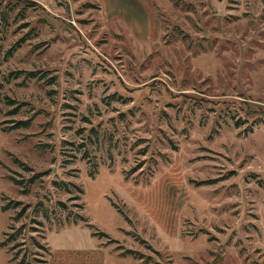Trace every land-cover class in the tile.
I'll use <instances>...</instances> for the list:
<instances>
[{
	"label": "rangeland",
	"instance_id": "obj_1",
	"mask_svg": "<svg viewBox=\"0 0 264 264\" xmlns=\"http://www.w3.org/2000/svg\"><path fill=\"white\" fill-rule=\"evenodd\" d=\"M11 235L1 264H264V0H0Z\"/></svg>",
	"mask_w": 264,
	"mask_h": 264
},
{
	"label": "trees",
	"instance_id": "obj_2",
	"mask_svg": "<svg viewBox=\"0 0 264 264\" xmlns=\"http://www.w3.org/2000/svg\"><path fill=\"white\" fill-rule=\"evenodd\" d=\"M15 104L16 103L14 101L7 99V105L8 106H14ZM19 109H20L19 105L15 106L13 109H11L8 112V115L15 116L18 113ZM13 122H14V125L9 126L8 128L18 129V128H28V126H29V121H27V120H19V121H13ZM1 125H3V122L1 123ZM236 125H238V124L236 123ZM10 180H13V179H10ZM14 182H17V181H14ZM16 184H18V183H16ZM78 190H80V189H78ZM79 192L81 193V190ZM18 206H19V203H14L13 205H11L10 203H7V204L2 206V210L7 211L9 209H15ZM79 220L82 221V219H79ZM73 223H77V221L75 220V221H73ZM4 236H5V234H4ZM13 239H14V237L11 235L10 239L0 241V249H2L6 245V242L12 241ZM44 264H46V261L44 262Z\"/></svg>",
	"mask_w": 264,
	"mask_h": 264
},
{
	"label": "crops",
	"instance_id": "obj_3",
	"mask_svg": "<svg viewBox=\"0 0 264 264\" xmlns=\"http://www.w3.org/2000/svg\"><path fill=\"white\" fill-rule=\"evenodd\" d=\"M2 251H1V249H0V264L2 263Z\"/></svg>",
	"mask_w": 264,
	"mask_h": 264
}]
</instances>
